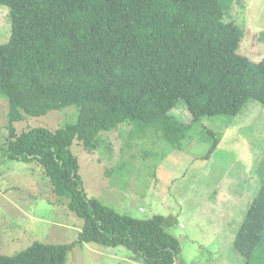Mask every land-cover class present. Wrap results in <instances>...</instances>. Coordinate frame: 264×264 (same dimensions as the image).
Segmentation results:
<instances>
[{
	"label": "trees",
	"instance_id": "trees-1",
	"mask_svg": "<svg viewBox=\"0 0 264 264\" xmlns=\"http://www.w3.org/2000/svg\"><path fill=\"white\" fill-rule=\"evenodd\" d=\"M233 3L0 0L12 24L10 39L0 44L9 131L0 159L42 167L52 193L83 220L80 243L124 246L144 264H176L181 246L166 231L165 217L139 220L88 199L71 148L78 140L96 151L104 133L129 125L128 138L163 136L181 150L192 139V125L172 115L181 100L193 123L205 116L236 117L251 101L264 106V59L239 54L245 33L230 20ZM70 106L78 109L77 120L56 131L15 129L27 115ZM210 132L214 141L206 158L221 142L220 133ZM74 245L35 242L14 256L0 254V264H66ZM234 248L244 264H264V181Z\"/></svg>",
	"mask_w": 264,
	"mask_h": 264
},
{
	"label": "rangeland",
	"instance_id": "rangeland-1",
	"mask_svg": "<svg viewBox=\"0 0 264 264\" xmlns=\"http://www.w3.org/2000/svg\"><path fill=\"white\" fill-rule=\"evenodd\" d=\"M230 20L245 33L239 54L263 60L264 0H234ZM11 25L9 8L0 4V44L10 39ZM7 112L0 94L1 146L9 136ZM77 114L70 106L27 115L14 126L17 133L35 127L56 131L74 123ZM172 115L192 125V139L181 150L161 135L163 141L152 134L128 138L129 125L104 133V143L93 152L75 140L71 149L85 193L121 215L139 220L164 216L166 231L180 242L176 264H244L234 239L264 181V106L251 101L236 117L205 116L193 123L181 100ZM210 131L220 133L221 142L206 158L214 141ZM83 223L66 199L52 193L36 162L0 159V254L14 256L35 242L75 244L66 264H144L124 246L80 243Z\"/></svg>",
	"mask_w": 264,
	"mask_h": 264
}]
</instances>
